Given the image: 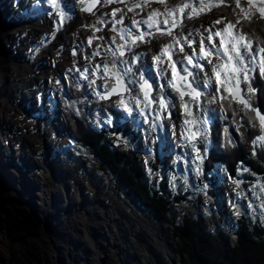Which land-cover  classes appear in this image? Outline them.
Instances as JSON below:
<instances>
[{
  "label": "rangeland",
  "instance_id": "obj_1",
  "mask_svg": "<svg viewBox=\"0 0 264 264\" xmlns=\"http://www.w3.org/2000/svg\"><path fill=\"white\" fill-rule=\"evenodd\" d=\"M11 1L13 4L15 0ZM67 1L68 0H58L59 7L55 6L56 0H53L52 4H49L48 0L44 2V4L48 8H51V11L46 13V15L43 16L44 18L41 21H32L31 27L34 29V32H37L42 35L40 39H35L34 42H31V39L28 40V35L31 32V28H25L24 26H22V29L25 31H23V33L17 34V37H19L21 42L24 43L25 47L28 46L30 52V56L28 57L29 63H35L37 58H42L44 56L45 51L48 50L50 52V55L48 56L49 59H46V61L49 65H53V67L50 68L51 72L49 71V76L51 75V73L52 75L50 78L48 77L42 79L36 85H33V89L37 90L39 89V87L48 88L51 91V94L49 93V95H53V97H56V99H58L57 97L61 99L63 98V103H67L66 106L68 107V111L65 112V107L61 102L60 109L64 116V121L67 124H75L74 121L79 120L84 124V126L86 124L88 127H91L94 123L96 124L97 121H101L100 127H109L111 128L110 131H114L113 133L116 134L118 144L119 142H123V144L129 146L130 148L136 149L138 151L140 161L142 163L144 162L145 164L149 163L148 167L151 166L152 179L154 180L156 187H159L160 181H163L164 190H172V192H178L179 190H181V193H184V191H186L187 183H191L194 185V182L192 183L190 181L194 176L187 175L189 174L187 173L185 174L186 178H184V173L180 174L181 171L177 174L174 173L172 170L168 169V167H171L174 164L178 163L177 157L173 150L170 154V151L168 150H164L162 152V146H159L161 142H159V132L157 131L156 125H163L161 124L163 121H166L169 124L168 129L170 133L171 143L177 149H179V146L177 147V145L179 144L178 140L180 138L186 141V146H192L195 142L198 143L200 139H206L207 141H204L206 151L208 153L211 152V149L214 148V133L212 130L214 126H216L218 119L220 118V120H222L224 118L225 112L222 106L219 105V103L215 105L205 103V108L206 110L208 109L205 121H202L201 118L200 120L196 118L188 119L187 116L189 112L187 111V107H185L184 103L183 105L182 102L180 103V98L172 100L171 98L166 97L167 100L163 99L161 96L163 95V92L159 91L156 88L159 87L158 82L155 85V90H151L150 95L146 97L145 94H143L142 92L140 84L136 82V86H134L132 82L134 81V79L131 77V75H127L131 74L128 72L130 70L128 69L127 64L129 66V64L132 62L137 63V58L140 54L143 55L142 60H147L146 63L152 62V57L159 55V52L164 45H172L171 48L168 50L167 55H165L167 59H169L170 57V52L175 50L177 56L175 60L176 64H178L180 67L186 66V60L178 56V49H175L176 44L173 43V37H175V39L178 41L180 39L178 36V32H176L174 29L171 30V26L160 27V29L169 28L172 32V36H162V34L160 33L162 31H157V25L162 26L163 24L162 21H159L157 22V25H155V32H153V34H156V38L152 40L153 44L150 45L152 52H147L145 50V47H143L145 46V42L139 41L140 43L138 44V49L133 43L130 44L131 48H129L127 52L123 51L120 46V53L114 56L109 53L111 51V48H119L115 45L116 43L113 42V35L114 37H116L118 34L114 30V21L119 20V16L123 15V13L125 12L127 13L128 18L133 15H141V13L143 14L144 18H149L150 14L153 13L152 9H154L155 6L153 5V1L140 0V2L133 3L135 4V6L128 7L126 5H129V2H124L123 4L126 5L121 6L123 8H121L120 10H125L118 12L116 11V16L115 14H113V10L116 8L112 9V7H109L105 10L104 3L102 2V0H74L75 3L78 5V8L76 7L77 12L72 17L69 16L70 11L68 10L66 5ZM70 1V3H73V0ZM144 1L148 3H143ZM202 1L203 0H164V3H161L163 4L162 8H167L168 12L171 13V16L176 13V9L180 11V8L183 5H188V7L183 8V11H180V15H183V12H185L184 17L188 16L189 13H192V16H196L197 13L199 15V12H201V10L204 11L200 15L201 18L199 16L196 17V19L191 18L187 23L183 25V30H181L183 34L181 39L182 42H185V40L189 41L190 39L193 42L198 43L199 41L203 40L205 43V47H207L208 43L210 42L207 41L206 38L210 32L206 31V29H211L212 27V31L215 32L223 28L224 25L230 21L235 23L236 19L239 17L240 24L236 25V28L232 30L233 33H235L237 29H242L243 31V28H245L247 30L246 32H248V38L252 37L255 39V41H257V43H261L262 45H264V19L260 18L259 13L256 11V9H251L252 18L250 21L243 19L245 13H243L241 9H245L246 11L249 9V5L247 2L239 0L240 7H237L236 0H205L204 2ZM93 2H95V5H93V9L87 12L85 6H88L90 3ZM28 3H26V6H33L37 5L38 3L40 5L43 4L41 0H28ZM81 3H83L85 6H79ZM173 4L175 5V7H173ZM221 4L233 7L231 12L234 14L226 15L224 11H220ZM136 5L141 6L137 7ZM201 5H203V7H201ZM26 6L24 8H26ZM126 7L128 9H126ZM17 8L19 14L25 12V10L22 11V8H20V4H18ZM108 9L109 12L107 11ZM41 10L42 11L38 12L37 15H35L34 17H40L41 13L44 12L43 9ZM44 10L45 12H47V9ZM193 12L196 13L194 14ZM62 14L67 16V19L61 22V26L59 27L60 22L58 23L57 16H61ZM84 15H87L88 18ZM0 16L2 17L1 13ZM91 17H102V19L96 22H90L89 18ZM216 20H221V23L214 24L213 22ZM124 21L125 20L121 18L118 24H121ZM181 26L182 24L179 26V29L181 28ZM1 29L2 27H0V30ZM1 35L2 31L0 32V42L4 45V37ZM219 39V37H216V42L213 44H217ZM250 40L252 41V45L253 43H256L253 39ZM177 45L179 46V44ZM225 47H228L227 40L225 41ZM2 52H4V54H7L6 50H3ZM132 56L133 59L129 58ZM99 57L107 59V61L101 64L99 61ZM166 58L165 60L168 64V67H163L162 75L165 79V82L169 83L172 77L177 76V67L175 66L176 72L174 75L172 67L170 65L174 64L175 62H169ZM217 62L218 61L216 59L213 61L214 64H216ZM118 64H120L121 66L118 67ZM203 64H205V67L201 72L205 77H207L205 74L209 73V67L207 66V62L205 60H203ZM105 65H107L108 67V73L105 72ZM248 65H250V63L243 64L242 70H239L238 66L233 60L232 64L228 68L221 70L220 73L224 75V78L226 75L228 76L227 83L230 84V87H232L231 94L233 93V90L236 89L234 87L235 83L232 82L233 79H230V77H233V73L231 70L238 69L235 74V77L236 79L242 78L241 73L244 69H246V67H248ZM252 65L254 67V63H252ZM84 66H93V68L94 66L96 67V72L94 74H91L90 78L85 81L83 79L84 72L81 71L80 73H78L80 68ZM101 66L104 71L103 83L109 88L107 92L109 93L110 90L113 89L114 84L117 85V76L120 78L119 81L124 84L126 92L124 91L123 93H120L118 95H113L111 97H108L107 99H105L106 97L104 99L100 98L101 94L97 91L96 85H94V78H98V76L100 75ZM129 68L132 71L134 70L133 73H135L136 78H138L139 74L135 71V68L131 66ZM126 69H128V71H125ZM84 70L86 71V68ZM123 78H125L128 83L126 82L125 84ZM185 79L187 80V78ZM46 80L49 81L48 87L44 86ZM201 85H205V82L203 80L201 81ZM241 87L243 88V86ZM83 88H85L84 92L82 90ZM204 88L206 87H203V90ZM244 88L243 97L245 98V100H248L250 102L251 95L247 90V86H244ZM171 89L173 90V93H177V95L180 96L179 92L174 90V87L171 86ZM206 89L213 91V86H208ZM41 92H45V89H41ZM206 92V90L203 92V97H207V95H209ZM217 94H219V92ZM186 97L188 98L191 96L189 94ZM197 98L199 99V97ZM197 98H194L193 100L195 101L193 103L196 107H198ZM121 100L123 101V104L120 103ZM161 100H163L164 102L163 106L161 105ZM212 101H216V99ZM233 101V105L235 106V108H237V110L239 111L242 110L241 106L243 105L238 103L236 99H233ZM107 106L112 108V113L108 112L109 110H107ZM17 110L19 112L17 119L21 123L17 124L15 128L12 129L13 133L9 135L8 140L14 142L13 150L17 149V155H21L20 158L14 159L15 163L18 162V167L21 168V181L22 178L26 177L25 173H27L28 171L26 177L28 178L27 180L33 181L34 183H40L41 185V191L38 192L35 191V189H32V192H35V194L39 196L41 194L42 197L46 199V201L50 198V192H56L58 189L60 191L68 193L71 199L70 201L74 203L75 210H73L71 206V210H73L71 211V214L65 211L63 212V217L65 218L66 222L71 221L72 218L80 220L83 223V226L81 227V234L85 235V231H88V234L86 235L87 240H89L93 244H98V241L90 235V226H96L97 224L103 226V233H106L107 238L102 240V243L107 248H109L110 252L105 255V253H103V247L98 246L96 255L92 257L93 260L97 259L99 262L102 263V258H105L107 256L106 258H108L109 261L123 260L122 262L125 261L128 263V261H131L133 262V264H141V262L142 264H188L186 257H184L182 253L179 252L175 244L171 241L170 237L167 238L164 236L159 223L151 220L150 216L145 212V210H141L135 205H133V203L124 196L122 190H120L121 188H119L120 186L116 181L112 180L113 182H108V180H106V178L109 179L107 177L108 175L105 170H102L100 161L98 159L90 156L92 158L86 162L88 166L85 165L81 168L72 167L71 170H69V168L66 166L58 167L55 165L54 170L56 171V173L60 171L63 175L68 174V179H64L56 173L52 172V169L49 167V161H46L44 153L48 152L50 153V156H56V153L67 154L65 152V149L57 148L61 146L63 148V146L72 143V141H70V139L69 141H67V139L63 138L62 135L67 136V134H62L59 132L54 133L55 126L53 122L58 123L56 115L54 116L52 114V117L44 115L43 117L45 119L49 118L48 122H46L44 121V118L41 119L42 115L38 112V110H31L29 106H26V104H21L20 106L16 105L15 111ZM114 110H119V112L121 114L123 113L127 119H139V117L141 116L140 120H143L142 118L145 117L144 122H146V126L149 128V131L146 136H148V138L155 136L157 141V145L155 147L156 151L152 152V149L148 146L145 139L137 138L136 140H133L128 134L125 135L123 132L117 131V129H115L113 126L116 120V118H113ZM199 110L201 111L200 107ZM63 111L65 112V114L63 113ZM151 112H155L156 115L151 114L150 116ZM262 113L264 112L262 111ZM125 120L126 119L124 117L118 116L117 122L118 124L123 125L126 122ZM173 123L176 125L174 126ZM182 123H184L185 128H183ZM252 128V133L251 136L249 135V137L252 140L255 139L256 142H263L262 147L258 151V153H263L264 140H259L257 138L260 136H264V131H260L258 128ZM130 129H132L133 132H137L139 131V129L141 130V126L135 127L133 125L132 127H130ZM223 130L224 129L221 127L217 133L220 138V141L223 137ZM68 131L69 133H66H68V135H70L71 137V131ZM48 133L50 134L49 139L51 140H48ZM141 134L143 135V131L141 132ZM38 135L43 137L44 139L39 137ZM252 136H254V138ZM38 137L41 138L40 140L42 143L35 142ZM172 137L174 139H178L172 140ZM47 140L49 142H46ZM140 140H142V142H140ZM46 144H50L54 147L52 149H46ZM161 144H163V141ZM27 145L29 146V149L27 148ZM216 145H218L219 148L216 147L215 149H221L223 151V146L221 143H217ZM232 147L234 148V145ZM168 148L170 150L171 146L168 145ZM139 149H142L143 151L141 152ZM243 149L245 150V148ZM24 151H27L29 155L33 157V160L35 161V166H40L38 172H31L29 170L30 168L32 169L33 162L28 160L29 158L26 157V155L23 153ZM4 154L5 158L7 159L11 156L9 150L4 151ZM9 161L7 160V163H9ZM26 163L27 165H25ZM87 168L92 170L91 173H88ZM95 174L99 175L101 178H104L103 183L100 184L94 179ZM218 174L220 175L221 173L219 172ZM229 177L230 176H226L228 186L224 190L223 202H219L216 201L214 198H210L208 196L210 194L207 193L206 195V192L204 190H198L199 193L197 192V195L195 193L191 194L189 196V200L194 202V205L196 206V209L194 210H197V212L198 210L200 211L201 209H203L202 207L205 202L207 204H209L208 202L212 203L213 207L217 209V213L209 215L208 218H215L217 220L227 219V223H230V226H233V222L234 220H236L235 217L237 218L239 216H243L246 209L243 204L237 203V200L245 198L243 199V202L245 203L246 207H248L252 211V213L254 211L258 212V210L260 211L264 209V190H262L263 187L261 185L253 186L249 182L242 183L238 181L237 183H231ZM153 180L148 179L147 182ZM67 184L70 185L69 190H67ZM0 185L1 188L4 189L2 183ZM179 187H181L182 189ZM42 197L40 196V198ZM26 198L31 199V196L26 195ZM14 199H16L18 203H20L17 198ZM37 199L38 198H36V200ZM16 201H13L12 204H7L6 202L8 201L5 199L6 208L14 217L18 216L11 205H17ZM38 203H40L39 200ZM16 207L19 209V206ZM76 209H78V211ZM176 211L177 218H179L181 212H179L180 210ZM261 213L262 214H260V216L264 217V212L262 211ZM44 222L46 223V221ZM225 226L226 225H222L221 228H225ZM233 230L236 229H232V231L229 232L227 231L228 234L225 230H222L221 232H225L228 236L234 238L235 232ZM27 231H32V229H27ZM81 234L78 233L79 236H81ZM92 235L95 234L93 233ZM97 239H100L99 236L97 237ZM231 244H234V240L231 241ZM251 251L255 252V255L247 257V264H264V262L259 258L260 252L252 248ZM27 253H30L32 257L39 254V252L35 250V248L29 250V252L26 251L25 256ZM134 254L138 258H140V262L139 260H135V258L133 257Z\"/></svg>",
  "mask_w": 264,
  "mask_h": 264
},
{
  "label": "trees",
  "instance_id": "obj_2",
  "mask_svg": "<svg viewBox=\"0 0 264 264\" xmlns=\"http://www.w3.org/2000/svg\"><path fill=\"white\" fill-rule=\"evenodd\" d=\"M127 1L130 3L129 0ZM153 5H155L154 8L157 11L167 14L166 8L163 9V5L160 3L153 1ZM232 9L233 7L224 4L220 5V11H224L226 15H233ZM84 16L88 18L87 15ZM89 19L92 22V17ZM246 31L243 28V32L247 35L248 32ZM249 39L255 41L252 37ZM255 42L258 47L264 48V45L257 43V41ZM250 84L257 89L254 94H250V103L253 107H257L264 112V78L259 76V68L254 73L253 81L251 80ZM225 86L229 88L230 84H225ZM225 86L222 84L219 92L220 97H227L220 101L225 115L212 130L214 133V148L211 149V152L207 153L206 151V139H204L205 141L200 139L198 143L195 142L192 146H186L182 143L177 145V147L179 146L176 156L178 163L169 167V169L177 174L181 171L180 174L184 173V178H186L185 174L187 173H189L187 175L194 176L190 180L192 183L194 182V185L187 183L184 193H181V190H179L180 192L164 190L163 181H160V188L156 187L152 179L151 166L148 167L149 163L145 164L140 161L136 149L130 148L123 142L118 144L114 131H110L111 128L109 127H100L98 122L91 127L86 124L84 126L79 120L74 121L75 124L68 123L67 125L72 135V138H70L72 143L64 148L67 154L64 153L59 158L55 155L51 156L49 167L52 172L56 173L54 170L55 165L58 167L66 166L71 170L72 167L81 168L85 165L88 166L86 162L92 157L98 159L102 170H105L108 175L109 179L105 177L106 180L108 182L116 181L124 196L133 205L145 210L151 220L159 223L164 236L170 237L179 252L186 257L188 264H247V257L255 255L251 248L260 252L259 258L264 262V217L260 216L264 209L252 213L243 202L245 198L238 199L237 203L243 204L246 209L244 215L235 217L236 220H234L233 226H230L231 224L227 223V219L208 218L209 215L217 213V209L213 207L212 203L208 202L209 204H207L205 202L203 209L197 212V210H194L196 209L194 202L189 200L191 194L195 193L197 195L199 193L198 190H204L206 195L207 193L211 195H208L210 198L223 202L224 190L228 186L226 176H230L229 180L231 183H237L238 181L242 183L249 182L253 186L261 185L263 187L262 190H264V151L263 153H258L263 142H256L255 139L252 140L249 137L252 133V127V129L258 128L261 131L259 121L254 118L250 121L249 117H254V113H251L243 106H241L242 110L240 111L235 108L232 94L229 91H225ZM57 98L59 99V97ZM60 100H56L59 107L61 102L65 107V112L68 111L67 103H63V98H60ZM65 112L63 111L64 114ZM111 112L112 108L109 110V113ZM114 113L113 118H116V120L113 126L117 131H121L125 135L128 134L133 140L137 138L145 139L147 144L151 145L150 147L153 148V151H156V138L154 137L153 141L150 142V139L146 136L149 131L146 122L130 118L123 125H120L117 122L118 116L124 117V114L116 113V111ZM190 115L192 116V112L188 114V119L191 118ZM197 116L200 120L201 114L199 113ZM162 123L163 126L169 127L166 121ZM133 125L135 127L141 126V130L133 132L130 129ZM221 127L224 130L220 141L217 133ZM165 130L167 129L165 128ZM142 131L143 135L141 134ZM252 137L254 138V136ZM167 138L168 135H166ZM217 143L222 144L223 151L215 149L218 147ZM230 144L234 145V148ZM164 150H167V147ZM87 171L91 173L92 170L87 168ZM219 172L222 175H219ZM56 174L64 179L69 176L68 174L63 175L60 171ZM94 177L98 183H103L104 178L97 174ZM148 179L153 181L147 182ZM176 210L181 212L179 218H177ZM222 225H226L228 228L226 226L221 228ZM232 229H236L233 230L235 232L234 238L227 235V231H232ZM222 230H225L227 234L221 232ZM233 240L234 244H231Z\"/></svg>",
  "mask_w": 264,
  "mask_h": 264
},
{
  "label": "bare ground",
  "instance_id": "obj_3",
  "mask_svg": "<svg viewBox=\"0 0 264 264\" xmlns=\"http://www.w3.org/2000/svg\"><path fill=\"white\" fill-rule=\"evenodd\" d=\"M23 1L24 2L22 3L23 5H21V8L26 6V1ZM129 1L132 4L134 2H140V0ZM124 2H127V0H124ZM3 5L5 6V11L7 12L5 14V11H3L2 19H4L6 22L8 19L14 22L13 24L8 22L7 25L4 22L3 24H0V27H2V30L5 33L3 34V37L7 51V54H2L0 58V182L4 188L2 193L5 191L8 196L17 198L20 202L19 204L21 205V209L25 212V214L28 212V217L30 215H34L42 222L46 221L47 223L48 221V228L52 229L53 233L51 236L49 233L48 235L45 234L40 226L32 229V231H27L29 227L25 226L24 224L19 225L17 223V219L12 220L14 216H12L11 213V219L9 217L6 219L4 208H2L0 205V264H75L73 259L75 248L72 245L71 239L73 236L72 220L66 222L65 218L63 217V212L66 211L71 214V211H73H69L68 209V207H71L73 204V202L70 201L71 199L69 194L58 189L56 192H50V198L47 199V201L44 197H42L41 194L40 196L42 198H40L39 195L35 194V192H32V189H35V191L38 192L41 191L40 183H34L33 181L27 182L26 180L28 178H22L21 181V168H17L16 165L12 166L9 161L14 159L12 152L16 154V159L21 157V155H17V149L13 150L14 142L8 140L9 135L13 133L12 129H14L17 124L21 123L17 119L19 112L18 110L15 111V106L26 104V106L31 108V110H37L36 102L41 89L34 90L33 85H36L42 79L48 77L50 78L52 73L49 76V71L51 68L50 66L41 65L42 60L46 62V59H49L48 56L50 55V52L48 50L45 51L42 58H37L35 63H29L28 57L30 56V52L28 46L25 47L24 43L21 42L19 37H17L18 33H23L22 26L25 28H31L32 23H30V25H26L22 22L19 23L16 19H13V16L11 15L9 17L7 2H5ZM17 12L18 10L16 13ZM10 13L15 14L11 8ZM184 15L185 12H183V17ZM184 18L188 19V16H185ZM164 20L165 19H163V21ZM28 37V40L31 39L30 41L34 42L35 39H40L42 35L34 32V29L31 28V32L29 33ZM15 42L18 43V45ZM204 90L208 91L209 89L204 88ZM27 98H29V102ZM110 109L111 108H107V110ZM39 137L35 142H41L40 139L43 137ZM53 147L54 146L50 144H46V149H52ZM27 148L29 149V146ZM8 150L10 151L11 156L7 159L5 158L4 151ZM23 153L29 158V161L33 163L35 162L33 157L29 155L27 151H24ZM7 160L9 163H7ZM66 186L67 190H69L70 185L67 184ZM26 195H30L31 199H27ZM36 198L38 199L36 200ZM38 200L40 203H38ZM55 200H60V207L58 206L57 202H54ZM58 211L61 213V222H58L57 220V217L59 216ZM18 212L19 214H17V216H25V214L22 212ZM79 225L80 224H78V227ZM30 248H35L39 254L32 257L30 253H27L25 256L26 251L29 252V250H31ZM83 257L85 258V256Z\"/></svg>",
  "mask_w": 264,
  "mask_h": 264
},
{
  "label": "snow or ice",
  "instance_id": "obj_4",
  "mask_svg": "<svg viewBox=\"0 0 264 264\" xmlns=\"http://www.w3.org/2000/svg\"><path fill=\"white\" fill-rule=\"evenodd\" d=\"M103 3H110L112 0H102ZM157 3H164V0H155ZM49 4L53 3V0H48ZM236 5L237 7H240L239 0H236ZM248 5L249 9L246 11L245 9H241V11L244 14L243 19L250 21L252 18V13L251 9L255 8L256 11L259 13L260 18L264 19V0H248ZM137 7H140L141 5H136ZM184 7H188V5H183L180 8V11H183ZM203 7V5H201ZM90 11V9H88ZM131 10V9H130ZM116 11H119V9H114L113 14H115ZM171 14V13H170ZM158 15V13L154 10L153 13L150 14L149 16V27L152 26V21L153 17ZM192 13H189L188 16L191 18ZM134 24H136V21H133ZM163 23L165 25H168V20H164ZM214 24H220L221 20H216L213 22ZM240 24V18L238 17L235 21L233 22H228L227 24L224 25L223 28L212 32L211 29H206V31H209L210 34L207 36V41L211 42L213 40V37H219V41L217 44H212L209 43V46L205 47V43L203 40L198 42V47H199V59L200 60H205L207 62V66L209 67V73H206L205 75L207 76V80L205 82L204 87H208L209 83L212 79V77H215L217 85L220 84V72L222 69L228 68L233 60H235L238 69L242 70L243 62H244V55L246 53H251L253 51V45L252 41L247 37V35L242 31V29H237L235 33H233V29L236 28V25ZM177 25V21L173 20L171 21V27L174 28ZM157 31H161V29L158 27ZM162 35H168L172 36V32L169 28H165L164 31L161 32ZM144 38V33H141L140 35L135 37V40L143 41ZM227 40L228 47H225V41ZM135 42V41H134ZM173 43L179 44V41L173 37ZM185 43L188 44L189 48H191V44L193 43L192 41H187L185 40ZM172 45H164L163 48L160 50L159 55L153 56L152 60L158 61L162 56L167 55L168 50L171 48ZM180 52L184 51V48L181 46L180 47ZM259 51L264 52V48H260ZM123 54V53H121ZM215 56L216 60L218 61L216 64H213L212 57ZM185 59L188 61L189 64L192 63V56L190 54L185 55ZM169 60H171V57H169ZM172 67L173 74L175 75L176 68L174 64L170 65ZM196 68H199L201 71H203L205 65L201 64H195L193 65ZM238 69H232L233 77H235V74ZM108 71L107 65H105V72ZM125 71H128L126 69ZM184 71L187 73L188 70L187 68L184 69ZM191 75V73H188ZM259 76L261 78H264V57L261 58L260 61V66H259ZM117 83H119L120 78L117 76ZM141 79H143V73H141ZM244 81L247 83V90L250 94H254L257 89L253 88L251 84L248 82L249 77L246 74L243 76ZM225 80L227 82L228 76H225ZM147 81L145 80L141 87L143 88L145 85H147ZM239 80L237 79L235 82L234 87H236V94L233 96V99H236L238 103L242 104L245 109L250 111L251 113H254V117H249V120L251 121L253 118L257 119L259 121L261 130L264 131V113H262L261 109L257 107H253L251 103L248 100H245L239 96V88H238ZM113 91H115V86L113 87ZM225 91H231L227 86H225ZM220 92V88L216 87L213 90V95L211 96L212 100L216 99L215 93ZM185 93L181 92L180 95L183 96ZM191 94L193 95V98L199 97L200 93L197 92L195 89L191 90ZM145 96L147 97V93H145ZM227 97L221 96L220 99L224 100ZM121 104H123V101H120ZM163 100H161V105L163 106ZM257 139L259 140H264V136H260ZM255 143V141H253Z\"/></svg>",
  "mask_w": 264,
  "mask_h": 264
},
{
  "label": "water",
  "instance_id": "obj_5",
  "mask_svg": "<svg viewBox=\"0 0 264 264\" xmlns=\"http://www.w3.org/2000/svg\"><path fill=\"white\" fill-rule=\"evenodd\" d=\"M1 1L2 0H0V3H1ZM242 1H245V2H247L248 3V0H242ZM88 9H90V11L93 9V4L90 6V7H88ZM0 11H1V8H0ZM88 12H89V10H87ZM1 13V12H0ZM0 24H3V20H2V17L0 16ZM2 31V35L1 36H4L3 34H5L4 32H3V30L1 29L0 30V32ZM4 39V38H3ZM3 50H6V45L4 44H1V42H0V58H1V56H2V54H4V52H2ZM174 88L177 90V91H179L180 93L181 92H184L185 94L184 95H186V94H191V90L193 89L192 87H191V85H187V84H185V83H183L182 82V80H181V78L176 82V84L174 85ZM143 90H144V92L145 93H147V95H150V92H151V90H150V87L149 86H147V85H145L144 87H143ZM125 90H124V85L122 84V82L121 81H119V83H118V85H116L115 86V91H113V89L106 95L107 97H111L112 95H118V94H120L121 92H124ZM236 94V89L235 90H233V96ZM239 96L241 97V98H243V99H245L243 96H242V94H241V89H239ZM13 153V158L14 159H16V154L14 153V152H12ZM14 159H12V161L10 160V163L12 164V166H14L16 163H15V161H14ZM25 165H27V163L25 164ZM1 184V183H0ZM1 186V185H0ZM1 188V187H0ZM2 189V188H1ZM1 189H0V205H1V207L2 208H4V212L6 213V219H7V217H9L10 219H11V216H10V212H9V210L6 208V203L8 204V203H10V204H12L13 203V201H16V199H14V197H10V196H8L6 193H5V191H3L4 193H2V191H1ZM3 190V189H2ZM60 197V196H59ZM8 201V202H6L5 203V199ZM54 202H57L58 203V206L60 207V200H55ZM16 204L17 205H11L13 208H14V211L16 212V214H19V212L18 211H22L23 213H25L22 209H21V205L16 201ZM16 206H19V209L16 207ZM68 209H69V211L71 210V207L69 206L68 207ZM59 210V209H58ZM60 211H58V217H57V220H58V222H61V217H60ZM19 216V218L18 217H13L12 218V220H15V219H17V223L19 224V225H25V226H28L29 227V229H34V228H36L37 226L39 227H41V229L45 232V234H47L48 235V233H49V235L51 236V234L53 233L52 232V229H50V228H48V225H49V223H48V221H47V224L45 223V222H42L38 217H35L34 215H30L29 217H28V212H27V214H25V216L24 215H18ZM26 222H25V221ZM19 225H17V226H19ZM90 235L94 238V236L95 235H97V236H99V238H104V239H106L107 238V236H106V233H103V226L102 225H99V224H97L96 226L94 225V226H90ZM95 234V235H92V234ZM71 239L73 240V243H75V244H77L80 248H81V256H80V260H81V262H84V263H86L84 260H87V262L88 263H86V264H91L88 260V253H89V250L87 249V246L86 245H84V243L79 239V238H77V237H75L74 235L71 237ZM100 239H98L97 241H99ZM77 252H79V251H77ZM83 254H85L84 256H86L85 258H82V256H83ZM105 255H107L106 253H105ZM79 257V256H78ZM107 257V256H106ZM106 257L104 258H102V262H103V264H105V262H106ZM137 258V256L135 257V259ZM140 258H138L137 260H139ZM75 261L76 262H78V264H82L80 261H77V259L75 258ZM139 262H140V260H139ZM141 264H142V262H141Z\"/></svg>",
  "mask_w": 264,
  "mask_h": 264
},
{
  "label": "flooded vegetation",
  "instance_id": "obj_6",
  "mask_svg": "<svg viewBox=\"0 0 264 264\" xmlns=\"http://www.w3.org/2000/svg\"><path fill=\"white\" fill-rule=\"evenodd\" d=\"M27 182L29 181V180H26ZM72 206H73V210H75L74 208H75V206H74V203L72 204ZM77 211H78V209H76ZM72 224H73V226H72V229H73V235L74 236H77V237H79L80 238V240L84 243V245H86L87 246V249L89 250V253H88V261L91 263V264H103V262L101 263V262H99L97 259H94L93 260V256H95L96 255V253H97V247L98 246H101V247H103V253H106V254H108L109 253V248H107L103 243H102V240H104V238H100L101 240L100 241H98V244H93L92 242H90L89 240H87V237H86V235L88 234V231H85V235L84 234H81L82 233V229H81V227L83 226V223L80 221V220H78V219H76V218H72ZM78 224H80L79 225V227H78ZM78 233H80L81 234V236H79L78 235ZM97 235H95L94 236V238L96 239V240H98L97 239ZM72 245L74 246V248H75V253H74V255H73V259H74V263L75 264H78V262H76L75 261V258L77 259V261H80L81 262V258H80V256H81V248L77 245V244H75V243H73V240H72ZM77 251H79V252H77ZM130 252V251H129ZM85 254H83V256H84ZM79 256V257H78ZM82 256V258H84ZM90 256H91V258H90ZM86 257V256H85ZM133 257L135 258L136 257V255L134 254L133 255ZM138 259V257L135 259V260H137ZM106 260V262H105V264H133V262H131V261H128V263L127 262H122V261H115V260H110L109 261V259L108 258H106L105 259ZM86 263H88L87 262V260H84ZM82 264H86V263H84V262H81Z\"/></svg>",
  "mask_w": 264,
  "mask_h": 264
}]
</instances>
